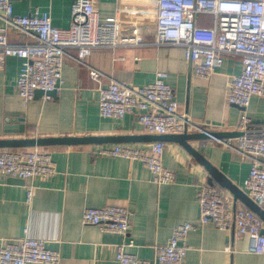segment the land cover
Returning <instances> with one entry per match:
<instances>
[{
  "label": "crops",
  "instance_id": "obj_1",
  "mask_svg": "<svg viewBox=\"0 0 264 264\" xmlns=\"http://www.w3.org/2000/svg\"><path fill=\"white\" fill-rule=\"evenodd\" d=\"M74 2L14 0V8L20 14L49 12L53 23L66 29L71 25ZM158 5L159 0H95L101 21L116 15L123 17L122 13L129 10L150 13ZM196 23L210 30L214 17L202 13L197 15ZM121 26L123 30L131 28L125 22ZM0 28L13 43L29 41L2 18ZM155 31V21L140 23L136 32L141 44L95 48L86 60L88 66L66 57L62 82L50 100L36 93L34 99L25 102L17 88L22 61L9 57L0 70V139L153 134L135 113L122 118L103 117L99 111V87L114 80L143 87L155 80L158 71L168 74L181 114L215 125L212 131H239L244 109L228 101L227 89L234 75L243 69L242 57L225 55L222 66L211 77H200L186 60L182 45L153 43ZM91 68L102 73L99 80L92 77ZM247 113L252 119V132L264 135V97L253 96ZM153 142L39 146L51 152L55 175L14 180L0 174V248L6 241L21 238L27 230L30 237L46 240L48 248L60 253V264H118L116 245L123 237L82 221L86 207L112 205L133 212L130 238L134 244L126 250L143 259H154L158 247L169 243L177 225L199 222L197 184L209 183V173L174 141H165L163 156L165 167L176 174V180L170 183L153 181L151 172L140 161L102 153L103 149L119 145L150 148ZM190 143L246 192L243 183L250 170L249 160L212 138ZM213 182L233 210L249 208L232 191ZM28 186L32 191L30 199ZM186 243L189 250L184 264H264V254L250 251V238L240 236L235 228L222 230L209 222L191 231Z\"/></svg>",
  "mask_w": 264,
  "mask_h": 264
},
{
  "label": "built area",
  "instance_id": "obj_2",
  "mask_svg": "<svg viewBox=\"0 0 264 264\" xmlns=\"http://www.w3.org/2000/svg\"><path fill=\"white\" fill-rule=\"evenodd\" d=\"M202 13L213 15L212 29L197 26L196 17ZM122 15L101 21L95 0H75L71 25L63 29L53 23L49 12L20 14L15 12L14 0H0V18L29 37V41L13 43L0 28V70L9 57L20 58L19 95L30 102L41 90L43 99L50 100L62 82L66 57L87 65L86 60L95 48L139 45L142 42L136 27L148 20L156 22L153 43L182 45L197 76L209 78L222 66L225 55H240L243 69L231 79L227 99L244 109L238 124L241 136L215 137L211 133L215 125L181 114L165 71H158L155 80L143 87L135 88L117 80L100 86L99 111L103 117L116 118L135 113L139 122L154 134L203 132L234 149L251 165L243 183L246 192L264 207V135L252 132V119L247 113L253 96L264 97V0H159L158 7L150 13L129 10ZM122 22L131 28L123 30ZM90 72L96 80L102 74L93 68ZM165 148L166 142L159 140L150 148L119 145L103 149L102 153L140 161L151 172L153 181L170 183L176 180V174L163 164ZM55 173V161L46 149L0 148V174L4 177L27 179L51 177ZM197 188L199 222L177 225L169 243L158 247L152 260L126 250L134 244L130 238L133 212L129 209L112 205L86 207L82 221L123 237L116 245L118 264H184L189 233L209 222L222 230L235 228L240 236L250 238V251L264 254V222L260 216L249 208L233 210L229 200L208 182L198 183ZM27 190L30 199L29 186ZM60 263V253L48 248L46 240L30 237L27 230L21 238L6 241L0 248V264Z\"/></svg>",
  "mask_w": 264,
  "mask_h": 264
},
{
  "label": "water",
  "instance_id": "obj_3",
  "mask_svg": "<svg viewBox=\"0 0 264 264\" xmlns=\"http://www.w3.org/2000/svg\"><path fill=\"white\" fill-rule=\"evenodd\" d=\"M36 93L43 94L41 90ZM213 136L218 138L237 137L243 132H211ZM210 136L203 132H183L170 134H142V135H117V136H56V137H23L14 139H0V148H23L34 146H46L57 144H88L102 142H121V141H174L179 143L185 150L209 173V183L214 184L213 180L220 183L224 188L229 189L235 198L240 199L247 207L253 210L258 216L264 220V207L254 201L248 193L235 185L222 171L213 165L196 147L191 140L208 139ZM7 179H22L7 177ZM264 234V229L262 230Z\"/></svg>",
  "mask_w": 264,
  "mask_h": 264
}]
</instances>
